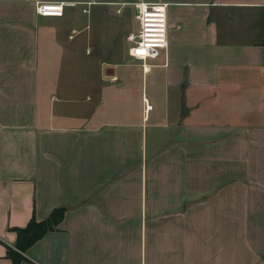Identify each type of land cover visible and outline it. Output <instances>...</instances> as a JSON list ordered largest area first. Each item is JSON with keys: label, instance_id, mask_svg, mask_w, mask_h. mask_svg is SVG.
Masks as SVG:
<instances>
[{"label": "crops", "instance_id": "obj_1", "mask_svg": "<svg viewBox=\"0 0 264 264\" xmlns=\"http://www.w3.org/2000/svg\"><path fill=\"white\" fill-rule=\"evenodd\" d=\"M94 1L0 0V264L60 208L21 264H264V0H121L166 6L167 48L111 76Z\"/></svg>", "mask_w": 264, "mask_h": 264}, {"label": "built area", "instance_id": "obj_2", "mask_svg": "<svg viewBox=\"0 0 264 264\" xmlns=\"http://www.w3.org/2000/svg\"><path fill=\"white\" fill-rule=\"evenodd\" d=\"M74 3L38 2L35 13L41 18H61L67 7H75ZM83 13H86L83 10ZM135 21L137 31L127 36L131 43L129 56L140 61L156 60L161 51L167 48V15L166 6L158 3H139L135 5ZM150 67L143 66V71ZM145 111L152 110V106L143 99Z\"/></svg>", "mask_w": 264, "mask_h": 264}, {"label": "rangeland", "instance_id": "obj_3", "mask_svg": "<svg viewBox=\"0 0 264 264\" xmlns=\"http://www.w3.org/2000/svg\"><path fill=\"white\" fill-rule=\"evenodd\" d=\"M94 3L97 5L91 8L89 25L91 24V30L95 33L97 31L98 35L95 36V40L93 41L94 46L90 50L89 58L94 59L96 64L102 62V66H108L107 68H109V64L117 63L120 60L123 48L126 45L127 35L129 33H136L135 5H123L121 0L114 1L113 3H108L106 0H95ZM79 7L76 6L73 9H75L76 13L83 16L81 13L82 7ZM99 12L103 16L97 14ZM85 19L87 18L85 17ZM67 22L68 20H63L57 25L64 26ZM111 75L112 72L110 71L108 76ZM78 85L80 88L83 87V83L81 82Z\"/></svg>", "mask_w": 264, "mask_h": 264}, {"label": "trees", "instance_id": "obj_4", "mask_svg": "<svg viewBox=\"0 0 264 264\" xmlns=\"http://www.w3.org/2000/svg\"><path fill=\"white\" fill-rule=\"evenodd\" d=\"M65 209H55L43 221H36L31 218L26 227L12 229L16 234L15 249H6V257L12 264H21L24 260L23 254L36 242L42 239L47 233L54 232L64 219Z\"/></svg>", "mask_w": 264, "mask_h": 264}, {"label": "water", "instance_id": "obj_5", "mask_svg": "<svg viewBox=\"0 0 264 264\" xmlns=\"http://www.w3.org/2000/svg\"><path fill=\"white\" fill-rule=\"evenodd\" d=\"M110 71L112 72V69L108 68L107 71H106V74H108Z\"/></svg>", "mask_w": 264, "mask_h": 264}]
</instances>
